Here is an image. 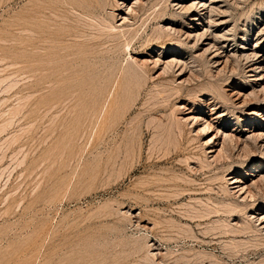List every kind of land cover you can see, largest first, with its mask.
Listing matches in <instances>:
<instances>
[{
  "label": "rangeland",
  "instance_id": "1",
  "mask_svg": "<svg viewBox=\"0 0 264 264\" xmlns=\"http://www.w3.org/2000/svg\"><path fill=\"white\" fill-rule=\"evenodd\" d=\"M195 1L0 0V264H264V0Z\"/></svg>",
  "mask_w": 264,
  "mask_h": 264
},
{
  "label": "bare ground",
  "instance_id": "2",
  "mask_svg": "<svg viewBox=\"0 0 264 264\" xmlns=\"http://www.w3.org/2000/svg\"><path fill=\"white\" fill-rule=\"evenodd\" d=\"M214 0H209V4H206L207 2H205L204 0H198V1H195V2H198L199 4H197L198 6H201L202 7V9H206V11L205 12H210L211 10H217L218 12H221L219 9H220V7H218L217 5H216V3H214L213 2ZM218 2V1H217ZM193 1L191 2V4H189V6H187V7H190L191 8V6H193ZM197 5H194V8H195V6H197ZM200 7V8H201ZM189 8V9H190ZM199 8V9H200ZM185 9V8H184ZM188 9V8H187ZM192 9V8H191ZM196 11V10H195ZM188 12V11H187ZM204 12V13H205ZM214 12V11H213ZM204 13H202V14H200V13H196L195 15H193V17H192V19L191 20H194V21H201L200 20V17H201V15L203 16V14ZM224 13V12H223ZM209 14H211V13H209ZM209 14H208V16H209ZM214 14H216V12H214ZM225 14V13H224ZM212 15V14H211ZM216 15H219L218 13L216 14ZM215 15V16H216ZM222 15V14H221ZM208 16H207V18H208ZM214 16V15H213ZM209 18H210V16H209ZM208 18V19H209ZM205 19V18H204ZM202 20H203V18H202ZM209 20H211L210 21V23L212 22V24L214 23H216L215 22V20H213V19H209ZM208 20V21H209ZM204 21V20H203ZM206 22V21H205ZM194 23V22H193ZM209 23V22H208ZM210 23H209V25H210ZM220 23V22H219ZM197 24H199V23H197ZM197 24H194L193 25V28H192V31H194V33L193 34H191L192 36H193V38H195V40H196V37L198 38V40H199V38L200 39H202V37L203 38H205L204 36L205 35H207L205 32V30L203 29V30H201V31H199V32H196L197 31V29H199V25H197ZM216 25H217V23H216ZM192 31H190V33H192ZM209 31V30H208ZM189 35L190 34H188L187 36L189 37ZM195 36V37H194ZM208 36H210L209 34H208ZM215 36V35H214ZM225 36V35H224ZM216 37V36H215ZM220 37V36H219ZM190 38V37H189ZM214 37H211L210 39H211V41L209 42V43H207V45H206V48H205V50H204V52L206 53L207 51L208 52H210V48H215V51H212L213 52V54L211 55V59H209L210 61H211V63L210 64H213V63H215V65H218V62H217V60H215V57L217 58L218 56H219V53L216 51V50H218L219 48H217V46L215 45V43H216V40L215 39H213ZM208 39V38H207ZM220 39V38H219ZM222 39H223V37H222ZM206 40V39H205ZM201 44V43H200ZM218 44V43H217ZM257 47V45L255 46V48ZM222 48V47H221ZM253 49L252 50V52H250V53H246V54H243L244 55V57L247 59L248 57L249 58H251L250 59V61H258L260 58H258V56H259V53L258 52H256V49ZM207 52V53H208ZM204 53V54H205ZM206 53V54H207ZM243 55H242V57H243ZM232 58V57H231ZM236 58V57H235ZM244 58V59H245ZM240 59V58H239ZM249 60V59H248ZM170 61H172L173 63L175 62V61H173V60H170ZM169 61V62H170ZM178 61V60H177ZM226 61V60H225ZM228 61V60H227ZM235 61V60H234ZM169 62H168V64H169ZM177 63H179V61L177 62ZM165 64H167L166 62H165ZM222 64H225L224 62L222 63ZM172 65V64H171ZM215 67V66H214ZM181 71V70H180ZM248 72H252V74H250V76L252 77V84H253V87H258L259 89H262L263 88V90H264V84H262L263 83V81H264V60H261V61H259V63H257V64H253L252 66H249V68H248ZM180 73V72H179ZM249 76V77H250ZM262 91V90H261ZM213 114V113H212ZM216 117V119L218 120L219 118H220V114H218V115H216L215 116ZM191 119V118H190ZM191 120H196L197 121V118L196 117H194L193 119H191ZM193 121V122H194ZM186 124V123H185ZM211 124V123H210ZM203 125L206 127H208L209 125H208V122H204L203 123ZM204 126H203V128H204ZM211 127V126H210ZM209 127V128H210ZM202 128V129H203ZM208 128V129H209ZM205 129V128H204ZM208 129H207V131H208ZM212 129V128H211ZM210 130V129H209ZM204 131V130H203ZM218 132V130L216 131V133ZM250 135H255V138L256 137H259V138H262V137H264V134L262 133V132H259V133H254V131H251L250 133H249ZM216 135V134H215ZM222 135H223V137H224V139H228L229 137H231L230 139H232V137H234L238 142H239V136H235L233 133H231L230 132V134H225V133H222ZM250 138V137H249ZM210 139H212V138H210ZM209 139V141H207L208 143H211L210 140ZM264 139V138H263ZM223 141H225V140H223ZM232 141V140H231ZM241 141V140H240ZM244 141V140H243ZM233 142H235L234 140H233ZM223 143V142H222ZM237 144V143H236ZM209 145V144H208ZM239 145V144H238ZM243 146H246V144L245 145H243ZM222 149V148H221ZM226 149V148H225ZM264 149V148H263ZM217 153H219V152H217ZM264 153V152H263ZM216 157V156H215ZM260 176V175H259ZM261 177V176H260ZM263 177V176H262ZM262 179V178H261ZM261 179H258V180H261ZM230 180H232L231 181V183L233 184V185H236L234 188H236L235 190V192H237V193H244V191H245V189L247 188V187H244V186H242V185H240V184H242V183H240L241 182V180L240 179H238V178H232V179H230ZM230 183V184H231ZM240 183V184H239ZM229 184V185H230ZM248 192V191H247ZM247 192H246V194H247ZM249 195V194H248ZM243 196H244V194H243ZM242 198V197H241ZM243 201V200H242ZM201 205V204H200ZM209 217V216H208ZM261 218L262 219H264V216H261ZM260 218V219H261ZM264 222V221H263Z\"/></svg>",
  "mask_w": 264,
  "mask_h": 264
}]
</instances>
